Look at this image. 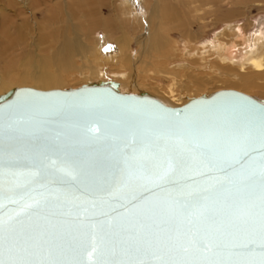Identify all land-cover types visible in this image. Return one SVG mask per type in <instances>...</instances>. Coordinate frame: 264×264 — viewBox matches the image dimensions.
I'll list each match as a JSON object with an SVG mask.
<instances>
[{
	"label": "water",
	"instance_id": "95a60500",
	"mask_svg": "<svg viewBox=\"0 0 264 264\" xmlns=\"http://www.w3.org/2000/svg\"><path fill=\"white\" fill-rule=\"evenodd\" d=\"M262 110L236 89L171 106L114 80L1 94L0 261L260 264Z\"/></svg>",
	"mask_w": 264,
	"mask_h": 264
},
{
	"label": "rangeland",
	"instance_id": "374dc122",
	"mask_svg": "<svg viewBox=\"0 0 264 264\" xmlns=\"http://www.w3.org/2000/svg\"><path fill=\"white\" fill-rule=\"evenodd\" d=\"M136 1L139 3L142 0ZM157 1L151 0L148 7H153L152 4ZM160 1L161 4H166V2L167 4H173V6L178 4L177 0H168L169 2L167 0ZM121 3L122 0H0V51L6 57V62L0 60V77L7 78L11 73L13 75L12 79L16 80L12 85L2 88L0 95L21 86L33 87L36 73L40 69L50 72L48 79L52 87H48L47 89L77 88L83 84H88L89 80L84 78V74L91 73L94 71V67L98 65L97 55L94 50H91L88 54L90 55L88 61L73 50L71 67L69 69L63 68V70L59 71L49 62L51 59H54L53 55L55 52L62 49L64 37L68 36V38L72 39L76 32L77 34H82L83 39L86 38L84 41L91 45L94 44L96 36H105L107 33H110L113 38L107 43L106 51L115 49L117 46L119 47V38L123 36L128 38L127 52H131L130 54L136 57L140 56L143 61L138 59L139 61L135 64L132 59V64L124 61L122 62L123 64L121 63L118 66L104 68L105 71L107 70L106 73L109 78L106 81L115 80L110 72L113 69H122L130 73L135 71L137 77L144 81L145 85L143 84L141 87L143 92L154 97H159L161 94L154 86H160L162 91H165L167 86L172 83L173 75L182 74L181 69H174L173 67L181 61L180 59L189 49L190 43H192L191 46H198L212 39L215 33L225 25L226 17L223 14L231 10L230 8L234 9V7L238 6L235 21L237 24H243V28L248 34H255L260 30L264 32V7L254 6L247 11L240 4L236 3L232 5L227 1L221 4L222 9L221 11L218 9L219 12L217 13H210V10L219 8L220 4L218 6H203L202 9L192 15L179 12L180 15L178 13L171 18L161 19V22H158L156 19L153 24V26H157L153 28L156 33L155 37L146 38L147 41H151V44L154 39L159 38L162 43L156 50L155 47L150 46L148 56H141L140 52L143 46L138 44L137 36L140 33H146V29L135 30L130 22H126L122 11H120L121 7L119 6ZM138 7H140L139 4ZM182 10L184 11V9ZM242 11H247V13L245 14ZM70 25L72 26L70 27ZM172 25L175 27L171 28L173 27ZM182 26H185L189 30L188 34L192 41L183 37L182 33L185 32L184 34H187V32L185 30L183 32L180 29ZM15 30L19 33L18 36ZM73 32L75 33L73 34ZM5 34L9 36L8 40H6ZM188 41H190L189 44H187ZM124 45L122 44V48ZM43 63H47V65L43 66ZM134 64L135 67L133 68L132 65L134 66ZM91 67L93 70H91ZM133 69L135 70L132 71ZM161 70L170 71L172 74H170L169 78H165L159 75ZM209 81V83L201 87L191 88L193 89V94H196L195 97L202 94L209 95L221 89L234 87L231 81L223 77H214L212 79L210 77ZM94 82L99 83L97 78H93L92 83ZM231 89L240 90L251 96L264 97V90L261 91L258 88L243 89L238 87ZM121 91L141 93L139 90L128 87L122 88ZM188 92L190 93L191 91L188 90ZM166 103H169V101H166Z\"/></svg>",
	"mask_w": 264,
	"mask_h": 264
},
{
	"label": "bare ground",
	"instance_id": "6f19581e",
	"mask_svg": "<svg viewBox=\"0 0 264 264\" xmlns=\"http://www.w3.org/2000/svg\"><path fill=\"white\" fill-rule=\"evenodd\" d=\"M150 1L151 0H142L138 3L136 0H122L121 5L119 6L121 7L120 11H122L126 22H130L135 30L146 29L147 34L143 32L137 36L138 44H141L143 46L140 52L141 56H148L150 46L155 47L156 50L162 43L160 38L154 39L152 41V44L151 41H147V38H153L156 35L153 29L154 27H157L155 25L153 26L156 19L159 22L161 19L165 20V18H171L179 12H181L182 14L183 12H185V14L187 13V15H192L195 14V12H197L198 10L202 9L203 6H218V4H220L219 8H215L214 10L211 8L212 10H210V13H217L222 9L221 4L226 3L227 1H229V3H231L232 5L238 3L241 6L245 7L247 11L254 6H258L261 8L264 7V0H177L178 6H173V4L169 3L167 4V2L166 4L162 3V5L161 1L159 2L158 0L157 2H154L152 4L153 7L149 6V10L148 5ZM138 4L140 7H138ZM182 9H184V11ZM230 9L231 10H229L227 13L223 14L226 17L225 25L217 33H215V36L212 39L203 42L198 46L194 45L195 47L191 46L192 43H190L189 49L184 53L183 57L180 59L181 61L175 64L173 67L174 69H181L182 74H174L172 77V83L167 86V89L165 91H162L160 86H154L160 91L159 93H161L160 96H157L156 98H158L164 103H166V101H169V103L166 104L171 106L182 105L186 103V100L188 102L189 99L196 96V94H193V89L191 88L201 87L209 83L210 77L211 79L214 77H223L226 80L231 81L234 84V87L231 88H258L261 89V91L264 90V32L260 30L255 34H248L244 30L243 24H237L235 21L236 13H238V6L236 8L234 7V9ZM247 11L242 12L246 14ZM71 26L72 25H70V27ZM94 26L95 24L93 25V28ZM172 26L173 27L171 28L175 27L174 25ZM90 28L88 29L90 30ZM180 29H182L183 32L184 30L187 32V34H184L185 32L182 33L183 37L192 41L188 34L189 30L185 26H182ZM74 33L75 32H73V34ZM18 35L19 33L17 32V36ZM5 38L6 40H8L9 36L5 34ZM112 38L113 37L110 35V33H107L105 36H96V39H94L93 37L95 41L94 44L91 45L84 41L86 38L83 39L82 34H77L76 32L75 36L72 39L68 38V36L64 37L65 40L62 49L56 51L53 55L54 59H51L49 62H51L52 66L59 71L63 70V68L69 69L71 67V55L73 50H75L82 57L86 58L87 61L90 59V55L88 54L91 52V50H94L97 55L98 65L95 67L92 65L94 67V71H92L91 73L84 74V78L89 80L88 84H91L93 82V78H97L99 82L106 81V79H109L106 73L107 70L105 71V69L109 67L118 66L124 61L130 62V64H132V59L134 60L133 63L135 64L139 60L143 61L140 56L136 57L130 54L131 52H127V45L129 39L125 36L119 38V47L117 46V48L115 49H110L109 51H106V45L112 40ZM190 41H188L187 44H189ZM122 44H125L123 48ZM5 59V54L1 53L0 51V60L6 62ZM135 64L134 66L132 65L133 68L135 67ZM46 65L47 63H43V66ZM91 70H93V68ZM134 70L135 69H133L132 71ZM161 71L159 72V75L165 78H169L171 76L170 74H172V72L167 70ZM110 72L115 79L114 81H117L119 83L120 90L122 88L128 87L143 92V89L141 87L143 86L144 81L137 77L135 71L130 73L129 71L127 72L122 69H113ZM49 75L50 72L47 70H38L36 73V80L34 81L35 84H33L32 86L34 88L44 90H46L48 87H52V85L49 83ZM12 77L13 75L11 73L8 75L7 78L0 77V90L6 87L7 85H12V83L16 81L12 79ZM188 90L191 92L189 93ZM253 97H256L258 99H264V97L259 96ZM165 99L166 101H164ZM184 99L185 101H183Z\"/></svg>",
	"mask_w": 264,
	"mask_h": 264
},
{
	"label": "snow or ice",
	"instance_id": "6c2138e0",
	"mask_svg": "<svg viewBox=\"0 0 264 264\" xmlns=\"http://www.w3.org/2000/svg\"><path fill=\"white\" fill-rule=\"evenodd\" d=\"M256 144L258 145L260 149L262 159H264V121H262L261 123V132H260L258 140L256 141ZM258 175H259V181H260L261 204H262L260 228H259L258 234L255 237L250 238L247 241V243L249 244L258 243L260 247L264 248V163H261L259 167ZM249 179L255 180V176L249 177ZM191 243L193 244V246H199L201 242L196 240L195 237H193V239L191 240ZM93 251H95V248H93ZM262 257H264V254H262ZM0 264H3V261H0ZM260 264H264V258L261 259Z\"/></svg>",
	"mask_w": 264,
	"mask_h": 264
}]
</instances>
